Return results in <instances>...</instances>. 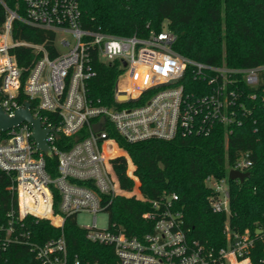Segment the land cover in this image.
<instances>
[{
	"label": "built area",
	"instance_id": "obj_1",
	"mask_svg": "<svg viewBox=\"0 0 264 264\" xmlns=\"http://www.w3.org/2000/svg\"><path fill=\"white\" fill-rule=\"evenodd\" d=\"M22 3L23 13L19 14L17 3L10 8L0 0L5 13L0 31V106L13 116L27 101L32 116L39 117L41 127L47 129L45 141L51 154L37 146L31 122L24 120L0 130V170L8 174L7 188L16 198L15 206L5 214L6 222L0 223V250L12 244L26 245L36 264H97L83 263L77 257L70 260L62 233L38 241L24 227V218L31 215L62 229L65 216L88 211L93 213L91 225L76 223L85 230L86 239L112 248L114 259L109 264H264V255L255 260L250 257L257 241L263 243L264 253V228L236 231L229 225L228 173L231 169L247 171L252 162L248 151L238 153L225 176L205 177L212 210L225 214V243L218 248L190 237L191 227L175 205V193L155 200L141 195L140 200L151 204L142 213L151 226L139 235L113 225L98 228L95 220L97 212L105 211L109 197L123 194L111 154L125 151L110 135L112 130L127 142H137L191 133L208 135L217 123L229 127L237 112L243 114L245 109L242 101L234 108L243 94L237 86L239 80L252 88L245 95L259 98L264 105V65L233 68L185 57L172 48L176 35L167 25L144 37H118L86 28L81 23L79 0ZM15 20L54 32L55 53L51 55L42 44L13 39ZM19 45L30 46L37 54L28 66H20L10 52ZM59 46L65 50L60 51ZM94 60H116L122 68L109 105L88 95L87 83L96 74ZM138 68L143 71V84L138 91H128ZM187 68L206 83L197 93L184 88ZM125 74L123 88L119 82ZM48 156L56 161L54 175L46 168ZM129 167L132 172V165Z\"/></svg>",
	"mask_w": 264,
	"mask_h": 264
},
{
	"label": "trees",
	"instance_id": "obj_2",
	"mask_svg": "<svg viewBox=\"0 0 264 264\" xmlns=\"http://www.w3.org/2000/svg\"><path fill=\"white\" fill-rule=\"evenodd\" d=\"M5 2L10 8H15L17 3V12L23 13L22 0ZM79 7L81 23L86 28L118 37L134 34L144 37L150 30L159 31L166 23L176 35L172 48L185 57L233 68L264 65V0H79ZM4 19L0 6V31ZM11 36L18 41L42 44L51 55L55 53V34L50 30L15 20ZM10 52L20 66H28L37 55L32 47L25 45L15 46ZM94 68L96 74L87 83L88 95L98 103L109 105L115 81L122 71L120 63L94 60ZM142 73L139 68L134 70L128 91L141 88ZM261 76L264 80V68ZM182 81L184 88L193 93L206 84L191 68H187ZM237 86L243 94L234 108L242 101L243 114L238 111L237 119L229 127L215 124L208 135L191 133L170 139L127 142L113 130L110 132L125 152L114 150L118 157L111 154L123 194L108 200L104 197L108 202L105 211L109 227L113 225L127 234L137 235L150 229L151 223L142 218V213L151 207L150 202L127 193H141L151 200L175 193L178 197L175 205L191 227L190 237L216 248L224 245L225 214L212 210L208 202L211 190L205 177L225 176L238 153L248 151L252 161L247 169L249 176L243 181L228 180L229 225L236 231L264 228V105L259 98L245 95L252 88L243 81L239 80ZM55 163L54 157H46V168L51 175L56 173ZM131 173L132 178L128 175ZM9 184L8 174L0 170V223L6 222V212L16 204L14 193L7 188ZM57 201L55 193V209ZM23 221L25 229L38 241L62 233L70 260L77 257L83 263L109 264L114 259L110 246L86 239L85 230L76 223L74 214L65 216L62 229L47 219L31 215ZM262 247L263 243L257 241L250 255L252 260L264 255ZM0 264H36V261L26 245L12 244L0 250Z\"/></svg>",
	"mask_w": 264,
	"mask_h": 264
},
{
	"label": "water",
	"instance_id": "obj_3",
	"mask_svg": "<svg viewBox=\"0 0 264 264\" xmlns=\"http://www.w3.org/2000/svg\"><path fill=\"white\" fill-rule=\"evenodd\" d=\"M125 65V62H123ZM24 106L18 108L13 116H8L0 106V130H6L13 126H16L20 122L26 120L32 123L33 132L32 135L37 142V146L45 152L46 155L51 154V149L49 145L45 141V135L47 129L41 127L39 117H33L31 111L29 110V103L27 101L23 102ZM94 128H97L95 125ZM249 176V171H238L235 169L229 170L228 178L229 179H238L239 181H243L246 177Z\"/></svg>",
	"mask_w": 264,
	"mask_h": 264
},
{
	"label": "rangeland",
	"instance_id": "obj_4",
	"mask_svg": "<svg viewBox=\"0 0 264 264\" xmlns=\"http://www.w3.org/2000/svg\"><path fill=\"white\" fill-rule=\"evenodd\" d=\"M166 23L163 24V26H165ZM59 50L60 51H64V47L62 46H59ZM126 77H127V74H125L123 77H121V80L119 82V86L120 87H126ZM126 175V174H125ZM130 178H132L133 174H128ZM124 176V175H123ZM127 182V181H125ZM135 195L136 198H139L141 197V193H127L126 195L127 196H131V195ZM92 217H93V213L91 212H88V211H80L78 213H76V222L79 224V225H91L92 223ZM95 220H96V226L98 228H107L108 227V213L106 211H99L96 213L95 215Z\"/></svg>",
	"mask_w": 264,
	"mask_h": 264
},
{
	"label": "bare ground",
	"instance_id": "obj_5",
	"mask_svg": "<svg viewBox=\"0 0 264 264\" xmlns=\"http://www.w3.org/2000/svg\"><path fill=\"white\" fill-rule=\"evenodd\" d=\"M4 22V21H3ZM2 29H3V23H2V26H1V31H2Z\"/></svg>",
	"mask_w": 264,
	"mask_h": 264
}]
</instances>
